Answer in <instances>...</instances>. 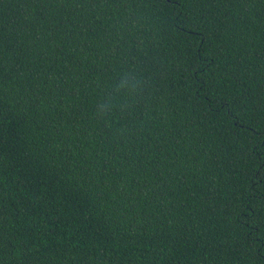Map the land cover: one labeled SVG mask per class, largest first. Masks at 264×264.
<instances>
[{"label": "trees", "instance_id": "obj_1", "mask_svg": "<svg viewBox=\"0 0 264 264\" xmlns=\"http://www.w3.org/2000/svg\"><path fill=\"white\" fill-rule=\"evenodd\" d=\"M0 264H264V0H0Z\"/></svg>", "mask_w": 264, "mask_h": 264}, {"label": "clouds", "instance_id": "obj_2", "mask_svg": "<svg viewBox=\"0 0 264 264\" xmlns=\"http://www.w3.org/2000/svg\"><path fill=\"white\" fill-rule=\"evenodd\" d=\"M131 84V90L135 91L139 86L140 82L130 75H124L121 77L120 81L117 83V88H125ZM114 105L111 102V99H106L105 101L97 105V115L100 118H105L113 110ZM123 108V106H121Z\"/></svg>", "mask_w": 264, "mask_h": 264}]
</instances>
